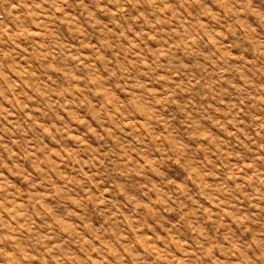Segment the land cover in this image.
<instances>
[{
  "label": "rangeland",
  "instance_id": "rangeland-1",
  "mask_svg": "<svg viewBox=\"0 0 264 264\" xmlns=\"http://www.w3.org/2000/svg\"><path fill=\"white\" fill-rule=\"evenodd\" d=\"M0 264H264V0H0Z\"/></svg>",
  "mask_w": 264,
  "mask_h": 264
}]
</instances>
